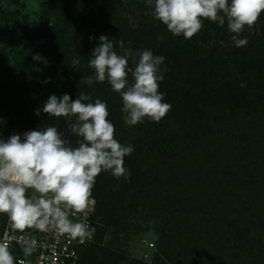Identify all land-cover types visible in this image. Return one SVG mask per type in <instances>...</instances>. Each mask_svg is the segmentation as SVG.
I'll return each instance as SVG.
<instances>
[{"label": "trees", "instance_id": "trees-1", "mask_svg": "<svg viewBox=\"0 0 264 264\" xmlns=\"http://www.w3.org/2000/svg\"><path fill=\"white\" fill-rule=\"evenodd\" d=\"M96 2L97 10L92 5ZM43 5L48 6L47 21L39 28H30L28 16H21L17 30L21 37L17 35L11 45L13 63L6 64V52L0 53V117L12 119L17 111L13 102L23 95L31 101L33 110L28 115L34 123L54 126L56 118L42 111L37 115L36 111L51 95L68 89L71 96L81 92L91 96L88 102L100 97L107 103L108 119L114 124L115 103L122 105L119 94L107 81L92 85L83 81V77L94 75L88 65L100 36L113 41L118 54H123L119 45L123 41L124 49H150L154 55L164 56L161 68L166 71L159 91L165 94L164 102L171 110L158 123L145 119L136 125L139 156L133 162L125 157L124 166L128 169V164L140 162L137 173L128 169L127 181L117 180L109 172L96 177L91 196L97 201V211L105 209L108 225L128 240V221L137 206L131 199L162 207L168 215L165 227L170 225L171 231L180 232L183 240L173 251L168 244L160 245L155 264H208L209 255L205 254L209 246L222 254V264H263L264 256L256 262L258 255L249 250L253 244L264 248V43L256 44V37L245 28L241 38L247 37L248 44L238 48L231 42L226 24L220 27L209 21H204L203 29L191 39L173 36L153 18L146 0H47ZM1 11L10 19L20 16L19 11ZM260 19L264 22V13ZM16 42L23 46L21 53ZM36 55L41 59H33ZM77 58L80 63L75 68L72 61ZM129 67H133L131 60ZM23 120L4 125L7 139L11 132L32 130ZM193 156L201 162L200 172L190 168ZM155 160L163 161L160 168L164 176L158 175ZM146 165L157 172L153 180ZM228 168L232 171L226 172ZM134 177L138 181L127 188ZM196 182L208 200L202 205L203 217L214 208L219 211L211 213L218 217V230L213 233L199 228L201 220L195 217L200 207L185 205L192 200V192L197 193ZM221 186L230 194V201L217 202L225 195L218 191ZM126 192H131V199ZM164 200L166 205L161 203ZM168 204L179 210H169ZM197 229L203 233H196ZM104 235L102 228L99 243L82 248L80 264L120 263L121 251L100 247ZM112 242L118 248L124 246L117 235ZM195 254L200 255L199 260ZM249 255L254 256L250 262Z\"/></svg>", "mask_w": 264, "mask_h": 264}, {"label": "clouds", "instance_id": "clouds-1", "mask_svg": "<svg viewBox=\"0 0 264 264\" xmlns=\"http://www.w3.org/2000/svg\"><path fill=\"white\" fill-rule=\"evenodd\" d=\"M146 3L152 8L153 18L173 36L191 39L203 29L204 21L220 27L226 24L232 34L231 42L238 48L248 44L241 33L246 27L253 28L264 13V0H146ZM157 39L162 40L163 36ZM99 40L88 65L94 75L83 77L84 83L107 81L121 97V113L127 126L141 124L145 119L160 122L171 110V105L164 102L165 94L159 91L166 71L161 68L165 57L154 55L150 49L136 52L124 49L123 41L119 42L123 54H118L107 36L101 35ZM33 59L41 57L36 55ZM130 60L133 67H129ZM79 63L78 58L72 61L73 67ZM88 101L91 96L83 92L74 101L68 94L60 98L53 94L36 111L37 115L42 111L52 118H74L71 133L80 138L75 147L61 138L55 125L28 131L23 141L20 135H12L6 141L0 139V214L8 217L12 230L21 233L26 229L56 230L73 240H90L95 229L86 220L70 217L85 213L96 177L102 172H109L117 180H129L124 160L132 154L133 146L116 139L107 103L100 99ZM17 243L24 257L37 247V240L29 236H20ZM0 264H26L25 259L16 260L7 237L0 240Z\"/></svg>", "mask_w": 264, "mask_h": 264}, {"label": "rangeland", "instance_id": "rangeland-1", "mask_svg": "<svg viewBox=\"0 0 264 264\" xmlns=\"http://www.w3.org/2000/svg\"><path fill=\"white\" fill-rule=\"evenodd\" d=\"M47 0H0V53L6 52V59L8 65H11L13 63V52L11 50V45L12 43L16 40L17 35H20L18 37H21V33L19 31L17 32L18 28L21 26L20 23H22L23 18L21 16L27 15V22L30 28H39L42 26L44 23H46L47 18H45L46 14V9H48V6H44L43 3L46 2ZM92 5H95V10L98 9L97 2ZM6 13L5 11H19L20 16H17V19L13 18H7L4 16L2 11ZM256 37L255 43L256 44H262L264 43V22L262 19L259 18L257 21L256 25L249 29L246 27ZM255 29V33H254ZM255 40V39H254ZM18 46L21 45V42H16ZM20 53L24 51L23 46L19 47L18 50ZM20 84V82H19ZM21 85L25 87V84L21 82ZM17 88L22 89V87L19 85ZM26 89V88H25ZM17 90V89H16ZM66 91H63L60 95L57 97L60 98L64 94H68L67 92L68 89H65ZM69 95V94H68ZM71 99L74 101L76 100L79 96L74 95L71 96ZM25 96L20 95L18 96L15 101L13 102L14 106H17V111L15 112V116L11 119V117L8 116H2L0 117V139L7 140L6 138V127L4 125H7L11 120H20L21 118H24L23 122L25 123L26 127H30L32 130H41L44 128V126H40V123L35 124L33 120V116H29L28 114L33 110L31 103H28L30 100L28 98L25 100L23 98ZM96 99H100V97L94 98V101ZM101 100V99H100ZM23 101V102H22ZM93 101V102H94ZM26 104H23L25 103ZM31 102V101H30ZM121 108L122 105L116 104L115 103V111L114 115L115 117V137L117 140H119L121 143L124 144H131L133 146V152L131 155L126 156L130 161L133 162L135 161L136 157L139 156V144H138V138H137V127L135 126H127L124 124L123 121V114L121 113ZM35 111V110H34ZM17 113V114H16ZM19 113V114H18ZM23 114V115H22ZM1 116V114H0ZM35 119V118H34ZM29 122V123H28ZM74 122V118H66V117H58L56 118V124L55 126L57 127V131L61 133V138L65 139L69 142V144H73V147L77 146V141L80 139L77 136H72L71 133V123ZM31 130V131H32ZM27 131H14L11 132L10 136L12 135H22L24 137V133ZM138 141V142H137ZM191 159V156H189ZM194 158V159H193ZM199 158H195L194 156L192 157V160H189L190 163V168L194 169L195 172H200L199 166L201 165V162H198ZM133 160V161H132ZM137 161V160H136ZM155 165L158 169V175L164 176L163 172L161 171V165L163 161L161 160H155ZM154 162V161H153ZM131 166H128V169L132 171L133 173H137V166L139 168L140 162L137 163V165L128 164ZM126 166V165H125ZM127 167V166H126ZM146 168L148 169V177L150 180H153L155 177V174L157 172L153 171L154 167L151 165H146ZM140 170V169H139ZM226 172L232 171L230 168L225 170ZM198 176V175H197ZM138 181L137 178L134 177V180H131L128 182L127 188H132L135 185V182ZM197 187L196 191L192 192V200L188 201L185 203V205L188 206H195V207H200L198 210V213L196 215V219L198 222L201 220V228L204 233L206 231L213 233L214 231H217V221L218 217L214 218L212 217L211 213L213 214L215 211V208L213 210H209V216L203 217L204 210L202 208V205L208 201L206 197L204 196L205 194L203 193V188L198 185L196 182ZM165 189V188H164ZM163 189V190H164ZM220 189V188H219ZM218 191L221 193L223 192L225 194V189L221 186V189ZM217 191V190H216ZM230 191V189H229ZM129 197L131 195V192H126ZM219 193V194H220ZM213 194V191L212 193ZM223 198H220L217 200V202H223V200H229L230 194L229 195H222ZM131 199V197H130ZM133 203H135L137 206L135 207L134 211L131 212V218L128 221L130 226V234H129V239L128 240H123V233L120 231H117L112 226L108 225V218L109 214L106 212L105 209L100 208L97 211L98 218L99 220L103 223V228L105 229V235L103 236V240L101 242L102 248H109L115 253H119L121 251V254L123 255V259L120 261L119 264H155L156 263V258L159 255V247L160 245H165L168 244V247L173 251L174 249L180 248L177 246L180 240H183V237H179L180 232L178 234L177 230L171 231L170 230V225L165 227V224L167 222V217L168 215L165 213L162 207L156 208L154 205H148L144 202H141V200H136L133 198L131 199ZM228 201V202H229ZM161 203H164L166 205V200L161 201ZM225 203V202H224ZM169 210L175 211L179 210V208L174 207L172 208L171 206H167ZM225 209V207H223ZM236 209V208H235ZM176 212V211H175ZM216 213L219 211H215ZM232 213H230L231 215ZM178 215V214H177ZM211 218L213 220H211ZM208 221V225L206 223ZM184 227H187L186 224L183 225ZM251 229V228H250ZM198 229L196 230V233H199L201 235V230L197 232ZM185 232V229H184ZM182 233V232H181ZM203 233V232H202ZM256 234V232H255ZM117 235L119 237L120 242L123 243L122 248H118V246L113 245V236ZM251 235H254V233L251 232ZM257 235V234H256ZM187 238V235H184V238ZM255 237V235H254ZM215 239V238H214ZM209 243L212 245V240L209 239ZM254 246L250 248V252H252L255 255H258V258H255V261H260L259 257L264 256V248L260 246H256V244H253ZM218 246V245H217ZM187 248V246H186ZM205 255H209L207 260H209L208 264H222V262H225L224 260L222 261L221 257L222 254L216 251V248L213 246H209V250ZM198 256V257H197ZM243 256V255H241ZM190 258L191 256L188 255ZM195 257L199 260L200 255L195 254ZM254 258V256L249 255V262ZM263 262V259H262ZM191 264V263H189ZM250 264V263H248ZM264 264V262H263Z\"/></svg>", "mask_w": 264, "mask_h": 264}, {"label": "built area", "instance_id": "built-area-1", "mask_svg": "<svg viewBox=\"0 0 264 264\" xmlns=\"http://www.w3.org/2000/svg\"><path fill=\"white\" fill-rule=\"evenodd\" d=\"M21 141H23L22 138ZM70 218L86 220L90 227L95 229L92 239L81 242L79 239L73 240L67 235L60 234L56 230L40 232L26 229L21 233L12 230L8 217L0 214V240L7 237L10 240V251L16 260L25 259L26 264H80L82 248L88 244L99 243V235L103 228V223L97 214L96 199L91 196L85 213ZM20 236H29L37 240L36 249L28 257H24L22 248L17 243Z\"/></svg>", "mask_w": 264, "mask_h": 264}, {"label": "bare ground", "instance_id": "bare-ground-1", "mask_svg": "<svg viewBox=\"0 0 264 264\" xmlns=\"http://www.w3.org/2000/svg\"><path fill=\"white\" fill-rule=\"evenodd\" d=\"M20 137L24 140V137L22 135H20Z\"/></svg>", "mask_w": 264, "mask_h": 264}]
</instances>
